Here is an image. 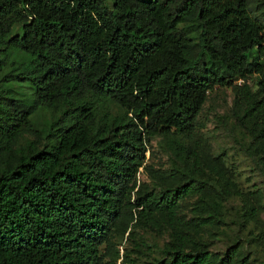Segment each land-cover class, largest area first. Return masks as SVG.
<instances>
[{
    "label": "trees",
    "instance_id": "obj_1",
    "mask_svg": "<svg viewBox=\"0 0 264 264\" xmlns=\"http://www.w3.org/2000/svg\"><path fill=\"white\" fill-rule=\"evenodd\" d=\"M223 88L264 174V0H0V264H117L137 227L169 231L151 264H246L205 238L240 195L194 132Z\"/></svg>",
    "mask_w": 264,
    "mask_h": 264
},
{
    "label": "rangeland",
    "instance_id": "obj_2",
    "mask_svg": "<svg viewBox=\"0 0 264 264\" xmlns=\"http://www.w3.org/2000/svg\"><path fill=\"white\" fill-rule=\"evenodd\" d=\"M258 79L259 76L251 75L253 88H256ZM7 87L18 91L14 84H8ZM234 96L232 88H223L210 93L198 117L199 125L194 131L209 144L203 147L208 153L210 152V157L224 152L231 181L240 194L232 195L222 203L220 211L223 223L219 224L218 229H214V233L212 231L205 234V238L210 249L218 254L223 253L229 245L238 242L244 248L246 264H264V238L256 240L257 236L264 234V174L247 151L248 140L239 127L233 109ZM48 119L49 114L43 113L37 117V122L43 125ZM158 140L159 137L151 140L150 150L154 155L151 157V152H147L145 163L155 168H165L168 165L167 156L158 149ZM144 164L138 170L137 183L144 182L147 188L152 189ZM244 198L251 204L258 202L262 208L258 221H250L241 226L237 220L242 211ZM195 199L196 196H188L182 201L181 208L187 214V218L193 213L191 208ZM168 238L167 229L135 228L131 238H127L126 235L121 242L116 239L120 250L117 264H122L126 253L129 258H134L135 264H151L163 258V248ZM127 263L130 264L128 260Z\"/></svg>",
    "mask_w": 264,
    "mask_h": 264
}]
</instances>
